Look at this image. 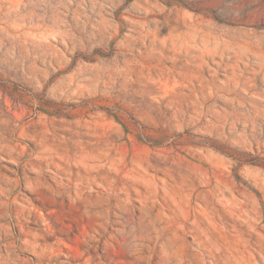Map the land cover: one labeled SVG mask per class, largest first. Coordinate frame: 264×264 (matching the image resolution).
Returning a JSON list of instances; mask_svg holds the SVG:
<instances>
[{
    "label": "rangeland",
    "instance_id": "374dc122",
    "mask_svg": "<svg viewBox=\"0 0 264 264\" xmlns=\"http://www.w3.org/2000/svg\"><path fill=\"white\" fill-rule=\"evenodd\" d=\"M0 264H264V0H0Z\"/></svg>",
    "mask_w": 264,
    "mask_h": 264
}]
</instances>
